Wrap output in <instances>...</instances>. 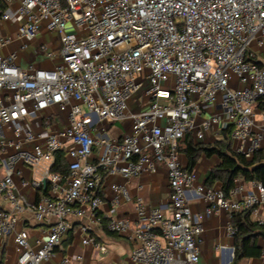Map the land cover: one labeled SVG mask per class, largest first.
<instances>
[{
	"label": "built area",
	"instance_id": "obj_1",
	"mask_svg": "<svg viewBox=\"0 0 264 264\" xmlns=\"http://www.w3.org/2000/svg\"><path fill=\"white\" fill-rule=\"evenodd\" d=\"M4 1L1 20L21 22L15 38L0 36V51L15 40L24 49L42 31L59 45L57 52L39 45L50 69H23L16 52H0V237L13 235L16 264H47L74 227L82 246L106 256L95 237L103 226L127 236L131 264H201L203 227L189 191L207 213L256 217L260 183L243 192L236 179L226 197L183 168L179 147L187 137L206 144L230 129L235 152L248 160L264 152V0ZM115 123L118 137L109 132ZM58 152L66 175L52 172ZM21 167L32 170V180ZM160 168L167 212L136 196L135 221L116 216L131 201L124 182ZM16 178L36 194L33 202L15 193ZM104 194H111L110 209L102 215ZM25 215L46 227L33 245L18 228ZM228 233L234 236L232 225Z\"/></svg>",
	"mask_w": 264,
	"mask_h": 264
},
{
	"label": "crops",
	"instance_id": "obj_2",
	"mask_svg": "<svg viewBox=\"0 0 264 264\" xmlns=\"http://www.w3.org/2000/svg\"><path fill=\"white\" fill-rule=\"evenodd\" d=\"M9 8L4 0H0V36H10L15 38L16 30L21 22L19 17H14L9 21H2L1 15ZM13 8V7H12ZM46 45L49 49L55 51L59 48L54 35L42 31L41 35L30 41L24 49L20 48L21 42L15 40L9 47L2 49L0 52L7 55L10 52L17 53V64L21 68H26L29 64L42 69H50L53 62L47 59L42 52L39 51L40 44ZM118 124V123H115ZM114 125V124H113ZM110 126V134L112 137H118L120 129H114ZM220 138L219 133H213L206 140L204 145H212ZM193 142V141H192ZM184 140L181 142L183 147ZM194 143V142H193ZM196 144V143H194ZM180 162L184 169L188 168V161L184 153L179 152ZM218 158L213 155L206 157L201 154L196 165L192 169L197 175L198 183L205 184L207 173L217 166ZM23 177L30 181L34 177L32 170L26 167H21ZM2 170L0 168V175ZM122 183L120 179H115ZM126 188L131 196V201L122 202L116 207V216L121 218H130L135 221L133 200L136 196L144 198L147 208H160L164 213L167 212L168 207V184L166 180V173L164 168H160L153 175H143L139 178H131L128 182H124ZM15 193L22 195L29 202H33L36 194L29 188L22 187L19 179H15ZM243 187V192L251 188V183L240 181ZM218 186V185H214ZM141 187V189H138ZM219 187V186H218ZM244 194V193H243ZM104 204L101 207V214L104 215L110 209L111 194H104ZM187 201L191 211L194 215L199 217L203 227V232L199 238V253L201 264H230L233 263L234 258V238L229 236L228 228L231 225V218L226 213L212 214L206 212V204L201 197L195 195L193 191L187 194ZM242 193L238 195V199L242 198ZM0 208L4 205L0 203ZM253 221L259 220L264 224V204L261 205L257 211L256 217H252ZM18 228H25L29 233L30 243L34 244V239L42 235V231L46 229L45 225L37 224L32 221L29 215L20 218ZM95 237L97 241L105 244L108 247L106 256L100 255L92 245L82 246L78 231L74 227L63 237L60 247L54 252L53 258L47 264H59L63 260H70L75 255H82L83 260L78 262H69V264H131L129 255L132 250V245L127 239L126 235L108 234L103 227L95 229ZM258 245L262 248L264 240L259 239ZM17 253L13 241V235L0 237V264H16ZM236 264H264L262 259H242Z\"/></svg>",
	"mask_w": 264,
	"mask_h": 264
},
{
	"label": "trees",
	"instance_id": "obj_3",
	"mask_svg": "<svg viewBox=\"0 0 264 264\" xmlns=\"http://www.w3.org/2000/svg\"><path fill=\"white\" fill-rule=\"evenodd\" d=\"M219 134L220 138L212 145L194 144L188 137L185 138L183 147L181 145L179 147V152L184 153L187 158V170L194 168L201 154L206 157L215 155L219 163L207 173L205 178L207 187L218 185L226 197L235 187L236 179H242L246 183H260L264 188V152L257 151L252 159L248 160L232 149L230 129ZM52 172L67 174L66 160L60 152L55 154ZM231 225L235 229L233 262L258 259L262 252L258 240H264V224L253 221L251 211H243L232 215Z\"/></svg>",
	"mask_w": 264,
	"mask_h": 264
},
{
	"label": "rangeland",
	"instance_id": "obj_4",
	"mask_svg": "<svg viewBox=\"0 0 264 264\" xmlns=\"http://www.w3.org/2000/svg\"><path fill=\"white\" fill-rule=\"evenodd\" d=\"M54 50H55V52H57L58 49L55 48ZM83 110H84V108H83ZM113 128H114V129H121V125H120V124H114V125H113ZM0 176H1V175H0Z\"/></svg>",
	"mask_w": 264,
	"mask_h": 264
}]
</instances>
